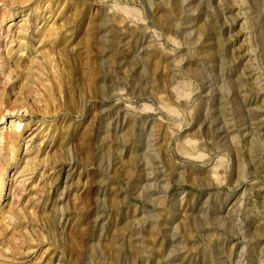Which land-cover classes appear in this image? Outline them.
<instances>
[{
	"label": "rangeland",
	"instance_id": "rangeland-1",
	"mask_svg": "<svg viewBox=\"0 0 264 264\" xmlns=\"http://www.w3.org/2000/svg\"><path fill=\"white\" fill-rule=\"evenodd\" d=\"M0 264H264V0H0Z\"/></svg>",
	"mask_w": 264,
	"mask_h": 264
}]
</instances>
